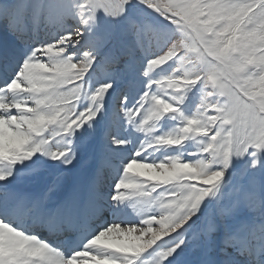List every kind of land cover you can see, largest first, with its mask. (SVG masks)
<instances>
[{"label": "snow or ice", "instance_id": "1", "mask_svg": "<svg viewBox=\"0 0 264 264\" xmlns=\"http://www.w3.org/2000/svg\"><path fill=\"white\" fill-rule=\"evenodd\" d=\"M0 264H264V0H0Z\"/></svg>", "mask_w": 264, "mask_h": 264}, {"label": "rangeland", "instance_id": "2", "mask_svg": "<svg viewBox=\"0 0 264 264\" xmlns=\"http://www.w3.org/2000/svg\"><path fill=\"white\" fill-rule=\"evenodd\" d=\"M11 37L5 35L4 33L0 32V46H3V44L7 41H10Z\"/></svg>", "mask_w": 264, "mask_h": 264}]
</instances>
